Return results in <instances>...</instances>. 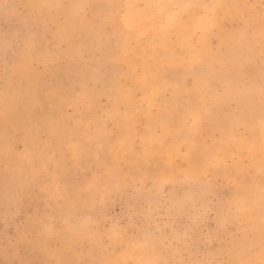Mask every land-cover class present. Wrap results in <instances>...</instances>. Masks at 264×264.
Wrapping results in <instances>:
<instances>
[{"label":"rangeland","instance_id":"rangeland-1","mask_svg":"<svg viewBox=\"0 0 264 264\" xmlns=\"http://www.w3.org/2000/svg\"><path fill=\"white\" fill-rule=\"evenodd\" d=\"M0 264H264V0H0Z\"/></svg>","mask_w":264,"mask_h":264}]
</instances>
